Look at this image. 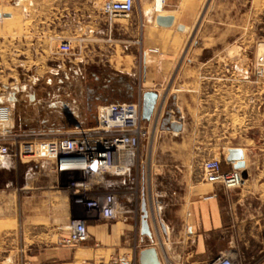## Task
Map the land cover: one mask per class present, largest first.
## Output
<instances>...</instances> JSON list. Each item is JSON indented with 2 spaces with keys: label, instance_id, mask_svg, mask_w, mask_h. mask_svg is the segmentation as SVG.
<instances>
[{
  "label": "crops",
  "instance_id": "obj_1",
  "mask_svg": "<svg viewBox=\"0 0 264 264\" xmlns=\"http://www.w3.org/2000/svg\"><path fill=\"white\" fill-rule=\"evenodd\" d=\"M105 1L107 0H1L0 13L11 14V17L0 19V47L7 40L3 47L8 49L9 54L50 56L46 57V65L40 66H59L62 71L65 66L92 68L102 66V61L94 59L84 63L75 55L60 57L58 48L62 41L70 40L73 43V39L78 36L103 39L111 33L114 25L116 31L126 36L129 27H135L139 50L144 55L141 86H137L131 97L136 98L140 93L144 95L148 91H154L166 80L172 79L174 87L198 85V82H202L198 74L205 67L208 69V62L195 63V60L208 49L212 50L210 61L215 59L217 63L218 58L223 55L224 29H220L218 24L230 23L234 39V32H239L241 6L253 7L255 11L260 8L264 17V0H215V8L211 14V21L216 24L215 33L207 29L201 31L200 38L205 42L201 47L188 52L191 55V66L181 69L177 66L178 51L170 48L177 47V36H171L165 55L167 60L163 59L162 52L169 33L165 32L168 28L156 24V17L160 14L173 15L175 25L182 23L179 25L186 26L187 30V24L202 16V10L208 6L209 0H161L164 7L178 9L167 13L150 8L153 1V7L158 5V0H138L139 13L137 10L135 18L126 24L114 22L112 28L101 12ZM207 16L208 14L205 15L206 18ZM255 20L257 21V17ZM209 39L213 40L215 49L207 46ZM120 42L122 45L127 43L122 40ZM92 43L89 53L101 54L103 48L96 46L94 41ZM261 61L264 62V54L256 53L251 66H233V70L243 75L245 83L259 84L256 70ZM210 67L216 74L221 71V66ZM181 70H184V74H181ZM121 71L124 73L125 70ZM76 79L78 77L75 76L74 80ZM120 83L127 91L132 88L127 83ZM12 85L15 88L4 95L14 108L15 101L10 98L11 92L28 85L20 84L18 80ZM259 85L264 91V83ZM190 93L191 95L185 94L183 99L179 96L173 99L174 109L183 118L169 116L170 129L161 131L169 141L157 143L153 147L157 153L153 154L151 161L150 184L142 178L141 185L139 183L135 186L132 174L107 175L103 178L101 185L118 195L122 209L131 211L126 215V220L123 217L118 220L99 217L90 220L88 239L79 246L68 248L58 245V241L68 235L66 225L77 214V208L69 196H64L62 210L48 207L45 212L44 199L49 203L53 196L62 198L65 193L60 194L57 190L55 179L45 181L28 176L27 186L21 190L30 191L28 205H25V210L30 214L27 217L29 221L22 228V238L13 244L28 251L25 264H105L112 256L132 252L138 243H163L164 247L157 248L163 264L168 258L175 263L209 264L230 249L241 255L244 264H264V124L255 126L252 122L256 113L264 119V108L262 112H256L253 106L243 112L240 116L246 119V125L237 132L227 133L223 118L221 128L208 130L198 123V119L203 118L197 112L199 96ZM161 101L159 95L153 116V120L158 122V128L165 106ZM171 126H175L177 130ZM235 135L237 139L234 138ZM177 138L180 141H170ZM232 150H237L242 155L244 167L239 170L243 175L241 187L226 189L222 185L206 183L202 174L203 162L217 159L221 162L222 171L235 169L237 161H230ZM13 171H16L14 167L6 171L0 170V177ZM4 179L6 188L14 190L9 196L16 198L14 179L9 175ZM35 184H40L39 186L49 191L35 194L33 191L39 188ZM144 203L149 213L152 238L142 235L141 220L139 226L137 222L138 213L142 219ZM44 214L56 217H50L44 222L41 217Z\"/></svg>",
  "mask_w": 264,
  "mask_h": 264
},
{
  "label": "rangeland",
  "instance_id": "obj_2",
  "mask_svg": "<svg viewBox=\"0 0 264 264\" xmlns=\"http://www.w3.org/2000/svg\"><path fill=\"white\" fill-rule=\"evenodd\" d=\"M214 1H208V6L202 10V16L197 18L195 22L187 24V30L183 32L178 31L177 26L182 23H177L165 31L169 34L167 35L168 37L162 52L164 60H167L165 55L171 36H177L179 38L176 40L177 47H170L171 50L178 51L176 55V59L178 60L177 66L181 69H184L185 66H191L189 64L191 55L188 52L201 47L202 43L205 42V40H201L200 38L201 31L207 29L209 32L215 33L216 24L215 21H211V14L215 8L213 6ZM152 5L150 8L155 10V7ZM137 10L139 13V7ZM170 10L174 11L178 9L164 7L163 12L167 13ZM259 10L260 8L255 11L253 7H240L241 22L238 27V34L234 32V39L230 23L218 24L220 29H224L223 55L218 58L217 63L215 59L210 61L212 50L208 49L202 56L195 60V63L199 61L203 63L208 62V69L205 67V70L198 74V78L202 79V82H198L196 86L184 85L174 87L171 79L169 81L166 80L162 86H158L153 91L161 96V103L163 102L165 106L163 107L164 114L159 124L158 135L150 143L149 148L144 149L140 157V160L144 161L143 174L141 173L140 178H143L145 182L148 180V184H150L152 178L151 161L153 154L157 153L153 147L157 143L169 141L168 137L162 135L163 133L161 134V131L170 129L168 125L169 116H175L177 119L178 117L183 118V115L177 114V110L174 109L173 99L175 96L183 99L185 94L191 95L190 92L198 95L197 112L198 115H203L202 119H198L199 126L213 131L217 127L221 128L223 118L224 128L227 133L237 132L239 128H243L246 125V119L240 116L243 112H246L248 108L253 106L256 112L258 110L263 111L264 91H262L263 87L259 84L264 83V78L258 79L259 84L245 83L243 75L233 70V66H251L250 64L256 53L264 54V17ZM256 13L259 15H256ZM206 14H208L207 18L205 17ZM136 15L137 11L130 19L118 18L114 22L126 24L134 19ZM256 17L257 21L255 20ZM129 28L126 36L116 31L117 28L114 25L111 33L103 39L93 40L86 36H78L73 39V52L79 60L84 63L94 59H100L102 61V66H94L92 68H90L91 66H65L64 71H62L59 66H40L43 64L46 65V60L50 56L9 54L8 49L3 47L7 43V40L1 44L0 103H9L7 102L9 101L8 98L4 94L14 89L15 86L13 87L12 83L18 80L20 84H27L30 92L37 91V99H39V91L40 93H44L46 95L44 96L46 104L50 105L52 103L51 107H55L48 116L44 115L32 119L27 118L23 107L13 102L15 103L14 119L16 128L27 131H63L75 126L93 127L98 121L99 106L108 103L137 100L138 97H131H133V93L136 91L137 86H139V80L136 74L139 66L144 65V55L139 50L140 44L138 38H136L135 27ZM121 40L127 41L125 43L126 45L124 43L122 45ZM93 41L96 46L99 45L103 48L101 54L89 53V47L93 44ZM212 41L209 39L207 46L215 49ZM124 46L128 48L125 49ZM261 63L263 62L261 61ZM210 66H221V71L219 70L218 74H216L215 70L211 69ZM121 70H125L123 71L124 73ZM182 73L184 74V70H181ZM75 76L78 77L76 81L74 80ZM216 78H218V81H216ZM26 80H30V82ZM61 80H63L62 84L60 82ZM120 82L127 83L131 86L130 91H127ZM78 85L80 87H77ZM92 90L95 93L97 92L102 98L95 100L94 96L90 94ZM251 98H255L254 103ZM256 114L252 122L255 126H262L264 119L258 117V113ZM234 138L237 139V136L235 135ZM170 141H180V138ZM12 167L16 169L15 172L5 173L2 174L3 177H0V264H25V256L28 254V251L24 247L13 245L14 241L22 238V228L25 222L29 221L27 217L30 216L25 210V205H28L27 202H29L27 197L30 195V191L21 189L27 186L28 176H31L33 179L37 178L45 181L55 178L52 175L40 172L34 166L27 165L26 162L20 163L15 160ZM7 175L11 179H14L16 198L9 196L14 190H9L5 186L6 180L4 178ZM39 185L35 184V187H39L33 191L35 194L49 191L47 188H42ZM58 191L60 194H63L60 190ZM64 196H66V193L62 198L53 196L54 198L49 203H46L45 197H43L45 212H47L48 207L54 210H62L64 208ZM78 215L76 214L75 217ZM41 217L44 219V222H47L48 218H54L56 215L44 214ZM137 222L139 226V213ZM143 245H146V243H143ZM143 245H140L137 249L138 255Z\"/></svg>",
  "mask_w": 264,
  "mask_h": 264
},
{
  "label": "built area",
  "instance_id": "obj_3",
  "mask_svg": "<svg viewBox=\"0 0 264 264\" xmlns=\"http://www.w3.org/2000/svg\"><path fill=\"white\" fill-rule=\"evenodd\" d=\"M137 8L138 0H107L101 12L112 27L118 18L130 19ZM73 51L70 40L62 41L58 48L59 54L65 57L75 55ZM136 75L141 86L142 66ZM256 76L264 78V62L257 67ZM143 98L140 93L134 101L103 104L98 107L95 126H75L63 131L17 129L12 104L0 103V169H11L17 160L54 176L56 188L69 196L79 212L66 225L68 235L58 241L59 246L75 248L87 241L88 222L96 217L104 220L123 217L126 220V215L131 213L122 209L118 195L104 188L101 182L107 175L132 174L133 184L139 185L144 168L141 153L154 141L158 128L153 117L150 121L143 120ZM202 174L206 183L222 185L226 189H236L243 184L241 171L224 172L217 159L204 161ZM140 245L137 244L130 253L112 256L105 264H140L137 253ZM158 246L164 247V244L148 243L141 247ZM165 264L183 263L168 258ZM209 264L244 262L236 250L230 249Z\"/></svg>",
  "mask_w": 264,
  "mask_h": 264
},
{
  "label": "water",
  "instance_id": "obj_4",
  "mask_svg": "<svg viewBox=\"0 0 264 264\" xmlns=\"http://www.w3.org/2000/svg\"><path fill=\"white\" fill-rule=\"evenodd\" d=\"M11 14H1V18H9ZM156 24L162 28H171L175 25V17L173 15H158L156 17ZM177 30L183 32L185 30L184 25H178ZM159 95L156 92L148 91L144 94L142 118L145 121H150L155 112ZM172 129L177 130L175 126H171ZM230 161H237L235 165L236 170H241L244 165L241 162V153L237 150H232L230 153ZM141 233L144 236L152 238V232L149 224V213L146 203L143 204V215L141 219ZM140 264H162L157 248L147 247L139 253Z\"/></svg>",
  "mask_w": 264,
  "mask_h": 264
},
{
  "label": "flooded vegetation",
  "instance_id": "obj_5",
  "mask_svg": "<svg viewBox=\"0 0 264 264\" xmlns=\"http://www.w3.org/2000/svg\"><path fill=\"white\" fill-rule=\"evenodd\" d=\"M60 82L62 84L63 80ZM36 92H30L26 86H20L16 88L15 91L11 92L10 98L14 100L16 104H19V106L23 107L27 118L33 119L38 118L39 116H48L51 110L55 108L51 107L52 103L50 105L46 104L44 100V96L46 95L44 93H40V91L38 92L39 99H37ZM90 94L94 96L95 100H100L102 98V96H99V94L97 92L95 93L94 90L90 91Z\"/></svg>",
  "mask_w": 264,
  "mask_h": 264
},
{
  "label": "bare ground",
  "instance_id": "obj_6",
  "mask_svg": "<svg viewBox=\"0 0 264 264\" xmlns=\"http://www.w3.org/2000/svg\"><path fill=\"white\" fill-rule=\"evenodd\" d=\"M158 5L155 6V10L158 11V12H163V9H164V6L162 4V1L161 0H158ZM164 15V14H162Z\"/></svg>",
  "mask_w": 264,
  "mask_h": 264
}]
</instances>
